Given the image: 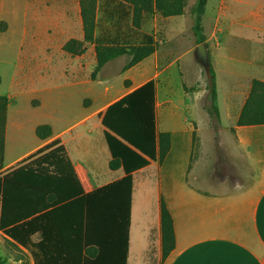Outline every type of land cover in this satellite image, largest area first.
<instances>
[{
    "label": "crops",
    "instance_id": "obj_1",
    "mask_svg": "<svg viewBox=\"0 0 264 264\" xmlns=\"http://www.w3.org/2000/svg\"><path fill=\"white\" fill-rule=\"evenodd\" d=\"M82 1L15 0L10 14L3 10L0 13V20L10 24L7 30L0 27V38H11L10 45L16 48L14 60L5 62L9 66L8 89L0 92V176L58 140L66 147L86 193L120 180L126 173L123 167L111 168L112 155L99 114L154 79L157 132L170 133L171 148L163 161H151L133 173L128 264H264V125H237L251 92L252 81H264V0H217L211 33H205L209 55L214 52L216 56L227 49L230 51L228 59L235 60L230 44L245 38L235 33L233 18H256V23L246 25L256 33V39L251 38L255 58L248 61L253 68V77L240 109L236 85L224 94L223 113L217 76L220 123L214 122L201 104L202 99L208 96V89L195 87L202 80L203 72L191 66L188 69L190 73L182 72L181 75L194 76L191 82L183 84L187 102L184 110L189 111L192 117H184L177 123L161 117L163 105L172 102L171 88L164 84L166 74L180 70L181 60H164V48L175 34L182 33L176 31L177 26H166V38L159 40L155 36L156 50L148 57L152 60L145 59L121 73L123 89H117L110 75L113 67L118 72L122 71L126 60L108 62L93 79L98 63L95 44H87L85 53L81 55L64 50L70 40L85 39ZM194 3L195 0H191L186 5L185 13ZM209 3L210 0L204 19ZM243 4H248L249 8H242ZM124 11L121 7L105 6L98 13L102 30L119 39L133 34L136 44L141 40L142 28L137 33L132 23H126ZM185 13L170 17L158 13L149 16H154L156 22L159 18L167 22L179 19ZM223 18L230 19L231 24L224 23ZM22 32L29 33L33 51L26 52L20 59L18 49ZM190 51L195 54L196 49ZM163 86L166 100L161 102L160 89ZM227 96L230 101H226ZM89 99L92 101L88 102ZM46 124L51 126L52 134L41 138L37 129ZM227 155L237 167L236 174L229 171L224 175L221 173ZM173 158H182L186 162L184 183L178 184L175 175L165 169L166 163ZM153 193L156 198L154 211L151 209ZM163 199L173 215L176 233V247L165 260L161 217ZM57 222L58 217L49 218L51 225L55 226ZM111 223L105 240L109 254L106 264L115 261L116 257L118 264L121 261L125 264V222L123 226L114 220ZM60 237L61 233L53 228L47 236L51 246L45 245L43 249L33 247V250L43 261L45 258L65 257L66 254L60 252L56 244ZM43 238L41 231H36L27 240L37 244ZM3 249L26 254L35 264L32 249L0 231V257L4 256Z\"/></svg>",
    "mask_w": 264,
    "mask_h": 264
},
{
    "label": "trees",
    "instance_id": "obj_2",
    "mask_svg": "<svg viewBox=\"0 0 264 264\" xmlns=\"http://www.w3.org/2000/svg\"><path fill=\"white\" fill-rule=\"evenodd\" d=\"M207 2L195 0L190 8L197 44L206 42L203 20ZM106 4L124 8L123 20L132 23L139 33L145 20L144 14L158 13L163 17L183 15L187 0H83L85 39L70 40L64 50L81 55L85 53L87 44H95L98 63L92 74L93 79L108 62L120 55L131 57L124 68L127 70L156 50L155 37L150 33L142 32L141 40L135 44L133 34H126L127 38L121 37L122 40L103 31L102 20L97 13L104 10ZM208 73L207 97L210 103L205 108L212 120L220 123L217 74L212 66ZM99 115L112 155L111 168L123 167L126 173L120 180L86 193L66 147L58 140L0 176V231L32 250L33 247L43 249L45 245L51 246L47 239L49 230L55 228L61 233L56 244L66 256L55 260L45 258L43 261L33 250L35 264H106L109 254L105 240L113 220L116 224L120 222L121 226L125 222V264H128L133 173L151 161H163L171 148V135L157 132L154 79L117 100ZM237 125H264V81H252L251 92ZM37 133L41 138H47L52 134V128L47 124L41 125ZM53 216L59 218L55 226L49 223V218ZM161 217L165 260L176 247V233L173 215L164 199ZM36 231H41L44 240L34 244L27 239ZM110 264H118V258ZM121 264L124 262L121 261Z\"/></svg>",
    "mask_w": 264,
    "mask_h": 264
},
{
    "label": "rangeland",
    "instance_id": "obj_3",
    "mask_svg": "<svg viewBox=\"0 0 264 264\" xmlns=\"http://www.w3.org/2000/svg\"><path fill=\"white\" fill-rule=\"evenodd\" d=\"M191 0H187V4ZM15 0H0V13L5 12L6 14H10V12L13 10L15 6ZM217 0H210L209 6L207 8L206 17L204 19V27H205V33L210 34L211 29L213 27L212 19L214 15H216L215 12V6H216ZM2 5V6H1ZM185 13L184 16L180 17L179 19H174V21H163L161 18H159V21L156 22V19L153 15L155 13H149L144 14L145 20L142 23L141 27L143 33H150L154 37L156 36L159 40L166 38V32L165 28L166 26H177L176 31L182 32L180 34H175L174 37H172V40L166 45V48H164V53L166 55V58L164 60H176L179 59L180 61V70L176 69L174 67L173 69L177 71H168L166 74V79L164 81V84L166 86H170L171 88V96L172 99L171 103H166L162 107L161 111V117H164L165 121H172V122H182L184 117H192L191 113L189 111L184 110L186 107L187 102L185 101V92H184V83L191 82L193 79V75L183 74V77L181 75L182 72H189V68L196 67L202 70L203 77L202 80L196 84L195 87L197 88H206L208 85V78L209 73L205 70V68L197 61L196 56L194 52H191L190 50H195L197 47V38L193 33V18L190 14V8ZM242 8L248 9V4H243ZM3 10V11H2ZM98 17V13H97ZM235 24L233 28L235 29V33L241 35L244 37V40H238V42L233 41L230 46L232 47V54L235 56V60H229L228 56L230 55V51L227 49H224L223 51H220L216 56H214V52L210 55V61L211 65L214 68L218 79H219V87L221 89L222 98H221V107L224 110L225 114V104H224V97L225 92L229 90L230 88H235L236 85L239 88V95L237 97L239 109L241 108L242 103L247 98V94L249 92V85L251 84L252 80V65L248 63L250 60H254L255 52H254V46L253 41H251V38L256 39V33H254L253 30L246 27L247 24H254L256 23V18L254 17H236ZM224 23L231 24L228 18H223ZM0 27L3 30H7L10 27V24L8 21L1 19L0 20ZM21 43L19 45V54L20 59L23 58L24 54L26 52L33 51V49L30 47L31 45V39H29V33L22 32L21 33ZM180 36V38H179ZM262 36V33H261ZM179 38V39H178ZM134 40V37L132 38ZM156 39V38H155ZM11 38L8 39H2L0 38V75L2 76V84L0 85V92H6L9 85L8 80V71L9 66L5 62L14 60L16 57V48L11 47ZM6 41V43H4ZM223 46V45H222ZM156 48V46H155ZM37 50V49H36ZM213 51V49H211ZM121 57V58H119ZM131 57L128 55H120L114 60H126L129 61ZM86 60H89L88 58ZM146 60H152L151 58H148ZM126 62V63H127ZM119 63V62H118ZM115 66V65H113ZM123 65L121 64L120 67ZM125 66L123 67L122 71L118 72L119 70L116 69V67H113V71L110 75V78L112 79V83L117 86V89L124 87V77L121 75L122 72L125 71ZM116 69V70H114ZM163 83V82H162ZM235 86V87H234ZM164 86L160 89V100L165 101L166 98L164 96ZM230 97H226V101H230ZM92 101L91 99L88 100ZM168 101V100H167ZM188 101V100H187ZM208 97H205L202 99L201 104L206 106L209 104ZM175 106H178L179 108H176ZM175 108V109H174ZM175 111V112H172ZM230 115V114H228ZM234 116V113H232ZM225 117V116H224ZM227 120V118L225 117ZM221 122V117H220ZM186 162L182 160V158H173L169 162L166 163L165 169L168 171H171L175 178H177V183H184V175L186 172ZM237 172V167L234 164L233 161H231V158L227 156L224 157V166L221 168V173L224 175V172ZM236 174V173H234ZM229 179V178H228ZM153 205H151L152 211H154L155 207V193H153ZM12 249V248H11ZM4 256L0 257V264H14L15 262H19V264H32V259L30 256L26 254H20L12 250H6L3 249Z\"/></svg>",
    "mask_w": 264,
    "mask_h": 264
},
{
    "label": "water",
    "instance_id": "obj_4",
    "mask_svg": "<svg viewBox=\"0 0 264 264\" xmlns=\"http://www.w3.org/2000/svg\"><path fill=\"white\" fill-rule=\"evenodd\" d=\"M195 56L197 61L205 68L207 72H209L211 68V61L208 45L205 42L197 46Z\"/></svg>",
    "mask_w": 264,
    "mask_h": 264
}]
</instances>
